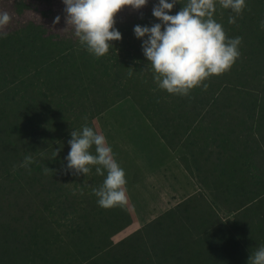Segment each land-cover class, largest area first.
<instances>
[{"label":"trees","instance_id":"1","mask_svg":"<svg viewBox=\"0 0 264 264\" xmlns=\"http://www.w3.org/2000/svg\"><path fill=\"white\" fill-rule=\"evenodd\" d=\"M0 2L11 17L0 28V264H248L264 243V0H245L239 15L217 0L213 19L228 39L242 38L240 56L188 96L158 87L134 34L136 25L161 23L152 15L159 0L122 9L114 25L122 39L101 57L65 30L62 0ZM177 2L170 15L188 0ZM124 101L167 146L185 150L203 207L191 213L180 204L140 230V238L114 244L109 239L132 220L124 205H98L92 190L106 170L101 179L96 165L89 166L93 175H76L66 157L72 131L86 125L96 132L92 122ZM90 151L95 155L94 146ZM108 226L111 234L96 243L95 232ZM60 246L71 250L61 262L51 257Z\"/></svg>","mask_w":264,"mask_h":264},{"label":"clouds","instance_id":"2","mask_svg":"<svg viewBox=\"0 0 264 264\" xmlns=\"http://www.w3.org/2000/svg\"><path fill=\"white\" fill-rule=\"evenodd\" d=\"M62 2L66 14L65 30L71 27L87 51L101 57L109 53L110 42L122 39L121 33L114 27L116 15L124 8L140 10L147 5L148 0ZM218 2L222 8L231 9L237 15L246 7L245 0ZM176 3L177 0H172L171 3L159 0L153 7L152 15L161 23L151 27L136 25L134 34L143 41V54L150 62V70L155 73L154 80L158 87L169 94L188 96L191 90L209 77L219 76L232 67L240 56L242 38L228 39L222 25L213 19L217 0H188L187 5L178 13L170 15ZM60 19L57 16L54 25L59 24ZM10 20L7 12H0V28L7 26ZM228 22L236 23L235 17L230 16ZM261 28H264V21H261ZM147 69L148 67L145 70ZM71 137L70 152L66 157L67 170L76 175H86L91 170L89 166L96 165V174L100 176H104L106 170L103 184L99 188H93L98 205L107 209L125 204V172L114 159L104 135L85 125L82 131H72ZM93 146L95 155L90 151ZM31 163V156H26L22 167L27 168ZM50 171L49 168H44L45 174ZM248 264H264V246L250 254Z\"/></svg>","mask_w":264,"mask_h":264},{"label":"rangeland","instance_id":"3","mask_svg":"<svg viewBox=\"0 0 264 264\" xmlns=\"http://www.w3.org/2000/svg\"><path fill=\"white\" fill-rule=\"evenodd\" d=\"M137 109V106L134 107L130 102L124 101L92 122L96 133L104 135L107 146L112 149L114 159L125 172L127 202L123 205L132 222L109 239L114 244L134 234L139 237V231L146 225L180 204L184 206L189 204L191 213L199 206L203 207L200 198H197L203 191L190 174L193 172L185 168L186 163L183 159L185 150L180 148L175 151L171 146H167L165 140L160 138V134L138 113ZM189 165L191 164H187ZM101 178L99 175L98 179ZM0 183L3 181L0 180ZM96 184L95 182L90 186L94 187ZM83 192L87 195L91 194L85 190L80 191ZM74 193H78V190H74ZM207 198L211 197L207 196ZM97 199L96 197V201ZM190 200L193 202L190 203ZM205 204L204 202V206ZM193 206H197L196 209H193ZM220 216L222 219L233 218L232 214L220 213ZM101 224L97 222L94 225L99 227ZM63 232L61 230V233ZM111 232L109 226L98 233L95 232V242L101 239V234L110 235ZM68 241V238H64L66 244ZM60 248L51 251V257L56 256L61 262L65 261L71 250H69L70 246H60ZM24 263L31 264L30 261L27 263V260ZM35 264H44V262Z\"/></svg>","mask_w":264,"mask_h":264},{"label":"crops","instance_id":"4","mask_svg":"<svg viewBox=\"0 0 264 264\" xmlns=\"http://www.w3.org/2000/svg\"><path fill=\"white\" fill-rule=\"evenodd\" d=\"M259 246H260V245H259ZM261 246H264V243H263V245L261 244ZM261 246H260V247H261Z\"/></svg>","mask_w":264,"mask_h":264}]
</instances>
